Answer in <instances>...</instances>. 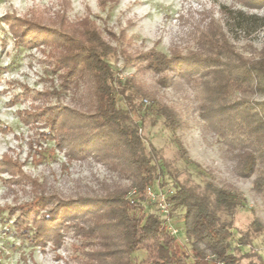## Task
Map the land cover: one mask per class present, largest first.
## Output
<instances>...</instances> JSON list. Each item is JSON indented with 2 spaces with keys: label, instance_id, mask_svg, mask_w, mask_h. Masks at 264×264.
Here are the masks:
<instances>
[{
  "label": "rangeland",
  "instance_id": "374dc122",
  "mask_svg": "<svg viewBox=\"0 0 264 264\" xmlns=\"http://www.w3.org/2000/svg\"><path fill=\"white\" fill-rule=\"evenodd\" d=\"M23 24L62 35L38 45H17L10 29ZM87 26L97 30L114 50L113 56L104 60L113 71L109 85L117 109L126 110V97L145 147L158 152L164 172L151 187L157 190L164 186V191L172 192L177 183L202 187L213 181L239 194L243 201L233 216L232 247L250 228L253 218L264 226L262 197L252 185L264 162H257L258 170L252 177L238 178L231 127H217L222 121L231 124L238 102L256 110L264 108V93L241 95L230 90L226 99L217 103L207 87V83L213 84L211 74L189 78L166 74L172 81L165 80L164 85L163 75L145 69V63L138 65L140 54L154 50L166 56L175 52L213 58L216 65L206 70L219 66L227 71L231 53L214 55L203 42L212 30L221 31L237 55L257 58L264 48V0H0V160L7 158L16 166L0 170V264H82L86 252L95 250L97 243L77 236L72 225L65 226L58 237L31 241L35 219L52 208L51 204L40 207L42 197H94L132 183L131 175L121 173L115 159L121 154L111 159L95 153L70 156L71 142L58 146L60 132L46 139L42 136L49 133L45 121L50 108L59 114L70 110V115L62 117L71 124L63 132L66 136L74 138L96 130L88 119L98 100L93 76L78 65L68 77L65 60L76 54L65 40L71 37L79 46ZM134 86L142 91L141 96ZM156 105L176 111L181 127L175 131L165 127L154 113ZM25 112L38 114L36 120L25 122ZM146 210L157 212L152 205ZM181 213L176 209L169 219L178 228L176 242L184 249ZM252 237L239 254L253 253L264 261V235ZM131 257L139 262L143 253ZM208 260L212 261L211 256ZM251 260L255 258L243 257L240 264Z\"/></svg>",
  "mask_w": 264,
  "mask_h": 264
},
{
  "label": "trees",
  "instance_id": "16d2710c",
  "mask_svg": "<svg viewBox=\"0 0 264 264\" xmlns=\"http://www.w3.org/2000/svg\"><path fill=\"white\" fill-rule=\"evenodd\" d=\"M10 31L18 39L17 45L21 46L38 45L62 35L50 34L36 25L27 24L17 29L12 27ZM210 33L203 42L214 51V55L231 53V64H227V71L218 65L211 72L206 70L205 67L216 65L213 58H203L199 54L182 56L175 52L166 56L154 50L140 54L138 65L145 63V69L159 76L163 75L161 81L164 85L165 80L172 81L173 76L189 78L198 73L199 77L211 74L213 84L207 83V87L217 103L224 101L230 90L231 93L239 92L241 95L264 93V48L257 58L246 59L234 53L233 48L229 49L221 31L212 30ZM82 34L79 46L75 44L77 40L71 37L65 40L72 44H69L72 46L71 51L76 50V54L65 58L69 65L67 74L68 77L74 75L79 65L93 76L98 100L94 113L88 119L96 130L93 133H79L74 138L72 135L66 136L63 132L68 131L71 124L62 120V117L70 115V110L59 114L50 108L49 120L45 121L49 133H43V139L60 132L57 135L58 146L71 142L70 156L95 153L111 159L114 154H121L116 155L115 159L119 162L121 173L128 177L131 175L132 183L128 187L118 186L106 190L94 197L77 196L54 200L55 197L50 198V195L44 194L40 207L51 204L52 208L47 214L35 219L36 226L34 234L30 236L31 241L38 243L50 235L58 237L65 226L72 225L77 236L97 243L95 250L86 252V259L82 264H213L215 261L240 264L243 257L255 258L248 264H264L253 253L239 254L243 246L251 243L252 235H264V226L258 218H253L247 232L240 235L234 247L231 246L233 216L243 199L227 187H220L213 181H206L202 187L174 184L172 192L168 193V204L170 216L173 217L176 209L182 212L186 244L181 245L184 249L176 242V238L169 235L164 219L157 212H148L143 207L145 190L161 177L163 165L159 163L158 152L154 148L147 149L138 134L140 126L131 119L130 111L133 109L130 108L128 99L122 94L128 103L129 108L124 106L126 110L117 109L115 105V97L109 85L113 71L104 60L113 56L111 53L114 50L102 41L94 28L87 26ZM202 70L208 72H201ZM67 80L65 77V81ZM134 89L141 96L142 91L135 86ZM237 104L235 115L231 114V124L221 120L217 127H231V147L237 150L234 155L236 176L248 179L258 170L257 162H264V108L256 110L248 107L245 102ZM154 113L163 119L169 130L175 131L181 127V120L171 107L156 105ZM37 115L25 112L23 119L30 123L36 120ZM179 148L182 151L181 144ZM8 167L16 168L14 162L2 158L0 170ZM252 185L253 190L262 197L264 211V168L259 170ZM133 188L137 194L129 199L127 196ZM26 223L27 219L23 220L22 224ZM137 252L143 253L139 262L131 257ZM209 256H215L214 262L208 260Z\"/></svg>",
  "mask_w": 264,
  "mask_h": 264
},
{
  "label": "built area",
  "instance_id": "2783aa9c",
  "mask_svg": "<svg viewBox=\"0 0 264 264\" xmlns=\"http://www.w3.org/2000/svg\"><path fill=\"white\" fill-rule=\"evenodd\" d=\"M168 191H164L161 188L154 190L151 186L147 187L145 190V200L143 201V207L147 209V206L153 205L157 212L164 219V226L166 227L167 232L172 237L176 238L179 233L178 228L175 227L174 223L170 222V210L168 204ZM137 194L136 189H132L127 196L129 199L134 197ZM252 247V246H251ZM211 259L215 260V256H211ZM214 264H224L221 261H215Z\"/></svg>",
  "mask_w": 264,
  "mask_h": 264
}]
</instances>
